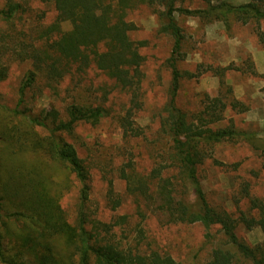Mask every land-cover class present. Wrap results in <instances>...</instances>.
I'll return each instance as SVG.
<instances>
[{"label": "trees", "instance_id": "obj_1", "mask_svg": "<svg viewBox=\"0 0 264 264\" xmlns=\"http://www.w3.org/2000/svg\"><path fill=\"white\" fill-rule=\"evenodd\" d=\"M43 1L55 13L49 23L44 22L45 13H35L27 0H3L0 7V85L8 78V61L31 65L16 106L8 108L0 101V264H182L150 236L151 215L165 226L201 225L212 244L211 230L217 227L221 239L214 244L208 264H264V241L251 247L237 235L242 224L247 230L259 228L264 236V198H253L244 187L249 208L235 217L212 204L201 176L208 161L224 165L214 158L216 147L256 145L257 134L238 130L225 120L227 110L245 107L233 97L225 78L228 71L238 69H215L220 93L213 99L205 96L200 112L192 115L177 104L183 79L179 65L186 45L178 18L219 21L228 30L236 23H255L264 44L263 0L240 5L207 0L206 8L194 10L182 7L183 0ZM142 7L153 10L159 33L171 40L167 62L172 81L161 120L162 146L154 168L146 174L132 159L120 166L119 177L126 184V195L135 201V210L117 214L124 202L109 181L106 202L113 214L104 222L91 207L90 167L70 139L80 125L98 126L115 116L110 97L115 92L130 98L125 115L116 117L123 140L128 143L142 135L132 117L141 107L146 61L141 50L147 42L133 39L138 28L129 20ZM65 24L71 29L64 30ZM91 70L111 83L100 86L98 95H74ZM244 72L261 79L264 96V74L259 75L251 58ZM67 79L71 99L65 108L51 105L34 113L29 96L33 87L42 84L58 92ZM76 188V208L65 207V199Z\"/></svg>", "mask_w": 264, "mask_h": 264}, {"label": "rangeland", "instance_id": "obj_2", "mask_svg": "<svg viewBox=\"0 0 264 264\" xmlns=\"http://www.w3.org/2000/svg\"><path fill=\"white\" fill-rule=\"evenodd\" d=\"M207 0H183L181 6L187 9H204ZM214 1V0H213ZM240 5L250 0H229ZM264 2V0H263ZM35 13L44 12V22L49 23L55 18L53 10L43 0H27ZM264 4V3H263ZM3 0H0V7ZM179 22L185 32V56L180 63L183 79L178 96V107L196 114L203 108L205 96L213 99L220 93V78L215 69L233 66L238 70L226 73V82L232 88L233 97L244 104L239 110L225 112L226 123H232L238 130L257 134L255 147L248 143L222 144L215 148L213 161L205 163L201 170L205 192L213 205L227 209L239 216V211L246 212L249 208L247 195L242 190L247 187L253 198H264V96L263 82L248 72V60L252 59L259 75L264 74V44L258 36L255 23L242 25L236 23L228 30L222 22H202L198 18L180 16ZM135 23L137 31L132 37L137 41L147 42L141 52L145 57L144 79L141 90V107L132 117L138 131L142 135L125 143L117 116L125 115L130 107V98L123 93L115 92L111 97L113 114L98 126L80 125L76 136L70 142L76 147L79 156L90 167L92 180L91 207L98 219L109 222L113 214L107 206L106 194L108 182L113 181L114 193L123 198V208L117 214H131L135 210V201L126 195V184L119 177V168L129 162L136 161L138 171L148 173L155 166V157L162 146L161 120L164 109L169 101V88L172 81L168 59L171 53V40L159 33V21L152 9L142 7L129 15ZM68 24L64 30H70ZM260 29L264 32V22ZM8 78L0 85V101L3 106L14 108L19 99L20 88L31 69L29 62L8 61ZM189 74V76H188ZM82 83L81 92L93 96L100 86L111 83L97 71L91 70ZM70 80H65L58 92L46 89L37 84L29 96L30 107L34 113L43 108L55 105L61 110L71 99L66 90ZM72 88V87H70ZM89 91V92H88ZM82 96V97H83ZM90 101V99H88ZM36 131H39L38 129ZM235 165H237L235 167ZM78 188L65 199L64 205L76 208ZM243 195L245 197L243 198ZM145 212L149 216L146 208ZM149 219L150 236L182 264H208L214 244L221 239L219 229L213 228L214 244L205 238L206 230L201 225H170L165 226L161 218L151 215ZM238 237L251 247L262 244L264 236L259 228L247 230L242 224L237 229Z\"/></svg>", "mask_w": 264, "mask_h": 264}]
</instances>
